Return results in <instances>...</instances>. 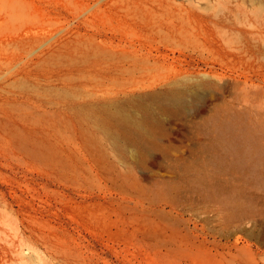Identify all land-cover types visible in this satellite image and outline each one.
Returning <instances> with one entry per match:
<instances>
[{
	"label": "rangeland",
	"instance_id": "374dc122",
	"mask_svg": "<svg viewBox=\"0 0 264 264\" xmlns=\"http://www.w3.org/2000/svg\"><path fill=\"white\" fill-rule=\"evenodd\" d=\"M58 1L49 17L19 15L47 24L50 56L0 20V197L26 231L11 264H79L100 251L86 204L129 232L149 228L130 242L169 244L162 264H264V0H149L189 30L151 40L75 0L102 37L151 52L104 77L102 55L60 43Z\"/></svg>",
	"mask_w": 264,
	"mask_h": 264
},
{
	"label": "bare ground",
	"instance_id": "6f19581e",
	"mask_svg": "<svg viewBox=\"0 0 264 264\" xmlns=\"http://www.w3.org/2000/svg\"><path fill=\"white\" fill-rule=\"evenodd\" d=\"M75 0H60L54 9L55 14H59L65 19L68 25L61 28L62 45H73L80 52L90 51L94 55H102L106 61L100 62L98 68L100 76H112L117 71H121L125 65L134 63L137 56L151 55L149 49L146 52L136 54V51H143L142 47H134L132 41L123 40L118 33H112L109 37H102V31L98 30L93 23L89 21V15H82L78 9ZM149 0H87L85 6L94 3L96 10L107 13L110 19L129 23L141 27L146 39H155L156 37H174L186 38L189 34L183 26H177L166 13L167 7L162 3L156 6L150 5ZM154 1V0H153ZM51 0H0V20L5 24L17 26V30L12 34L14 41L30 47L44 45L43 52L39 55L50 56L55 48L51 43L52 33L47 28V24L38 27L34 22L27 23L20 21L21 12L41 11L49 17L53 9ZM75 12L73 19H69V14ZM168 14V15H167ZM186 23V21H184ZM118 27H121L118 25ZM106 35V34H105ZM118 35L115 42V36ZM98 37V39H97ZM136 46V45H135ZM78 47V48H77ZM30 52V51H29ZM27 57L25 62L32 61ZM4 64L8 68L7 62L0 60V67ZM103 64V65H102ZM0 197V264H11L14 261L23 259L24 246L26 245L25 228L21 222L13 221L8 205ZM83 213L87 219L94 220L97 229H101V236H95L102 241H98L102 248L100 251L89 252L77 261L79 264H162L157 259L167 254L171 249L169 244L159 245L154 251H147L145 247H138L131 239L143 237L152 231L147 227H141V224H131L132 230L128 228L115 226L106 219V213L103 208L86 204ZM145 226V225H143ZM116 228V231H112ZM129 233V237L125 235ZM89 248V244L86 245ZM87 251V250H86ZM104 254L110 255L107 257ZM115 261L111 262V258ZM169 264V263H164Z\"/></svg>",
	"mask_w": 264,
	"mask_h": 264
}]
</instances>
